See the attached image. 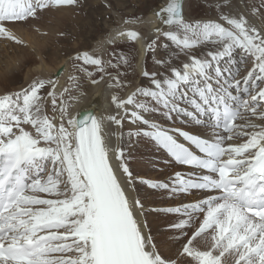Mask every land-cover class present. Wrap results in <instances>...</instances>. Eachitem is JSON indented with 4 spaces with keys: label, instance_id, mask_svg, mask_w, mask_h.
I'll return each mask as SVG.
<instances>
[{
    "label": "snow or ice",
    "instance_id": "1",
    "mask_svg": "<svg viewBox=\"0 0 264 264\" xmlns=\"http://www.w3.org/2000/svg\"><path fill=\"white\" fill-rule=\"evenodd\" d=\"M84 2L0 0V38L27 47L11 25L39 23L46 13L82 8ZM243 7L247 12L234 10L233 0H215V17L190 21L182 0H169L155 13L169 30L154 31L187 62L177 67L161 58L162 72L142 71L147 86L126 98L111 96L122 110L115 115H73L69 101L77 96L64 88L58 97L55 79L37 78L0 95V264H180L181 258L192 264H264V0H244ZM135 22L140 18L122 24ZM140 35L121 25L110 42ZM155 46L153 40L147 48ZM200 48L208 50L199 55ZM237 52L239 61L233 59ZM113 56L115 64L89 51L72 59L92 85L107 76L109 88L130 86L106 71L129 64L123 54ZM246 62L252 67L241 76ZM89 66L102 73L99 79ZM70 80L79 91L80 77ZM46 86L52 88V116L41 94ZM158 113L204 130L163 127L154 119ZM125 119L138 126L127 132L129 139L148 138L164 154L165 167L182 169L167 179L139 180L168 200L180 197L178 205L147 209L136 195L132 158L125 147L110 145L105 133L106 122L123 129ZM124 136L121 131L118 138ZM148 212L181 217L169 225L180 232L177 243L187 237L175 259L159 250L143 218ZM197 223L188 236L186 229Z\"/></svg>",
    "mask_w": 264,
    "mask_h": 264
},
{
    "label": "bare ground",
    "instance_id": "2",
    "mask_svg": "<svg viewBox=\"0 0 264 264\" xmlns=\"http://www.w3.org/2000/svg\"><path fill=\"white\" fill-rule=\"evenodd\" d=\"M85 2H87V0ZM191 2H193V4L195 3V5L197 7H199L200 4H202V3L206 4L207 7L205 6L206 8H204L206 10V12H208V10H212L213 16L216 15L215 11L212 9V4L215 3V0H185V2H184V15H185V18L187 20H190L189 19V16H190L189 15L190 14L189 9L192 6ZM248 3L259 4L260 0H248ZM233 5H234V10L247 12V9L243 7L244 0H233ZM156 8L153 11H151V13L146 18H144V19L140 18V22L129 23V24H122V21L124 19H127V18H123V16H121L116 11L114 12L115 15L117 16V20H118L117 22H119V24L111 27L110 32L105 34L104 36H102L97 41V43L93 49L86 50V51H89V52H91L97 56H100V54H101L102 57L105 58L104 57L106 55V51H105L106 49L105 48H107L108 43H112L115 45V44H120L123 42H133L135 45V48H136V61H135V65H134V73L135 74L133 75V77L130 76L128 79H125L124 83L128 84L130 82V86H125L123 88H115V87L109 88L108 83L110 81H109V78L106 76L104 82H101L97 85H92L89 82V83L85 84L83 87L81 86L79 91H76V90L72 91V95L77 96L76 100L69 101L70 112L73 115H75L76 112H78L80 109H82L84 107H90L93 102L96 103L94 105L95 106L94 107V113L97 116L104 115L105 117H107L110 115H115L117 111L122 112V110H118L115 108V105L111 101V96L112 95H118L121 98H126L140 84L139 77L142 76L141 75L142 71H144L146 69L145 64H146V59H147V55H148L147 45L149 44L148 37L150 35H155V36L159 35L158 33H156L154 31L155 28H158L160 26V23H159L160 20L155 15L156 10H157ZM88 9L65 8V9H62L60 11H54V13L48 18V23H50V24H47L46 21L39 22V23L32 21L29 24H19L18 23L15 25H11L13 30L16 31L18 35L22 36L26 40L28 47H21L19 45L14 44L13 42H10V41H7L3 38H0V93L4 95V94H7L8 89H11L10 90V92H11V91H18L19 90L18 88L28 87V85L33 81V79H35L37 77V74H38V76L41 75L40 78H42V76H44L43 78L47 77V79L48 78L52 79L51 75L53 76V74L60 67H63V72L61 73V75L58 78H55V80L57 81V84H56L57 96L59 97V94L63 92V89L68 88L67 77H68L69 72H70L69 71V65L68 64L62 65L61 61L59 63H58V61L53 62L52 58L48 59L45 55H44V57H42L41 56L42 53H40L39 50L42 49L45 51V46L48 45L49 40L51 39L54 41L51 43V46L53 47V53L58 54L57 52H61L62 48L61 49H59V48L62 46L59 44H56L55 42L56 41L58 42L60 37L70 39L71 38L70 35H72L66 31L63 32V30L65 29L64 26L66 27L67 22H70L72 25L71 28L76 27L78 29V27H80V24H82V21L83 20L86 21L87 16L90 17V15H89L90 10L88 11ZM78 10L81 12H86V13L88 12V15L81 17L82 14L80 15L79 13H77V12H79ZM85 21H83V24L85 23ZM254 22L259 23V20L257 19ZM121 25L124 29L138 31L141 34L140 38L136 41H132L127 36H124V37H117L114 42H110V35L115 36V30L118 28V26H121ZM37 27L39 28L38 32H43L44 31L43 29H45L48 31V35L36 36V34L33 33V31H31L30 28H33L35 30ZM60 33H64V35H60ZM65 33H67V34H65ZM115 42H118V43H115ZM32 46H34L37 49L36 52H37V56L39 57V59L37 58V60L39 62L37 60L33 59L32 57H29L30 56L29 50L34 49V47L32 48ZM204 49L205 48H200V49H197V51L198 50H204ZM102 50H104L105 52L104 53L100 52ZM178 55L186 58L183 54H180V52H178ZM202 55H203V53H202ZM234 55L239 56V53H235ZM233 58H234V60L239 61V57L233 56ZM186 60L187 59H185L184 61H182V60L181 61L185 62ZM178 61L179 60L175 61L174 66H176V63ZM23 63H24V66H26L25 72H24L25 77H24V81H22V83H20V81L22 79L21 72L24 71V69H22L19 72H18V69L22 68ZM181 63H179V65L177 67L181 66L180 65ZM251 67H252L251 62H248L246 64V69H243L244 71L242 70V72H245L244 74H246L247 70L251 69ZM93 69L91 71H93L95 74L94 78L99 79V76L97 74L96 69L95 68H93ZM109 69H110V67H108L106 71L111 72ZM121 78L122 77L120 76V79ZM121 81H122V79H121ZM147 81L149 82V80H147ZM65 98H67V94H66ZM49 100L51 101V98ZM49 104H50V106L46 107V110H47V114H50L49 116H52V115H54V113L51 112V109H52L51 108L52 107L51 102ZM159 115L162 116L163 113H159ZM182 118L183 117H180V121ZM156 121L159 122L160 124H161V122L165 123L167 127L170 126L171 128H175V127H173V125H174L176 127L182 128L183 130H192L195 132H201L204 130L202 127L196 126V125L192 124L191 122H189L188 120H185L184 118H183V124H179V125H176V120L172 121V123H169V121H164V122L161 120H156ZM254 122L260 123V121L256 120V119H254ZM136 127H138V126H136ZM123 128H125V127H123ZM123 130L124 129L118 128L117 126H115L112 123L106 122L105 133H106V135H108L110 137V139H109L110 145L123 146L122 140H124V139L118 138L119 133ZM138 140H139V137H132L131 138V141L133 144H136V143L138 144V142H139V144L136 145V147L139 146L140 152L142 151L140 148H143V150H144L143 153H146L147 152L146 150H148V147L145 145V142L147 140L143 139V141H145V142H142V143H141L142 139L140 141H138ZM125 141H126V139L123 142H125ZM134 142H136V143H134ZM234 142H239V141H234ZM125 145H128V144L126 143ZM123 147H125V146H123ZM135 149L133 148V150H135ZM130 150L131 149H129V151ZM130 152H132V150ZM158 152L162 153L159 149H158ZM136 154H134V155H136ZM140 154H137V155L141 156ZM131 155H132V153H131ZM139 156H138V158H140ZM110 158H111V153H110ZM142 158H144V154H143ZM112 162L115 164L114 159H112ZM161 165L163 166V164H161ZM130 166H131V164H130ZM134 167H136V166H134ZM139 167H137V168H139ZM139 170H144V169L141 168ZM178 170H182V169L178 166H175V171H178ZM139 180H140L139 178L136 179V183L134 185L135 193L142 200V202L145 205V208L150 209V207H148L150 205L153 206V208L156 205H160V206L164 205V203L166 201L165 202L159 201V200H161L159 198H164V199L166 198L163 195V193L162 192H156L155 194H150V192H149L150 189L148 187H143L141 185V183L139 182ZM190 199H191V197L189 198V200ZM180 202H181V200H178V203H180ZM185 202H187V201H185ZM168 203H173V200H170ZM166 204H167V202H166ZM168 205H171V204H168ZM154 215L155 214H153V212H148V213L143 215V218L147 221V228L151 232L152 236L154 237V241L158 244L159 250L164 255L172 256L175 259L176 253L180 249L181 244L179 245L174 240L173 241L168 240L171 237L172 232H169L170 228H165V227H167V225L170 224L169 222H171L172 219H175L174 215H170V214L162 215V213H158V214H156L157 216L155 218H153L155 220V222L152 220V216H154ZM174 232L175 231H173V233ZM189 232H191V230ZM156 236H157V238H155ZM174 242L178 244L175 248H171L172 246L170 248L167 247V244L174 243ZM198 246L202 247V245L199 244V242H198ZM180 264H192L191 258H181Z\"/></svg>",
    "mask_w": 264,
    "mask_h": 264
},
{
    "label": "rangeland",
    "instance_id": "3",
    "mask_svg": "<svg viewBox=\"0 0 264 264\" xmlns=\"http://www.w3.org/2000/svg\"><path fill=\"white\" fill-rule=\"evenodd\" d=\"M86 1V0H85ZM163 0H87V2H84L83 5V9H88V11L90 10V17H88V12H77L82 16H87L85 23L80 24V27H78V29L75 28H71L72 25L70 22H67L66 27L64 26V31L68 32L70 35V39L69 38H59L58 42L56 41V44L61 45L62 47H60L59 49H61V52H57L58 54H54L53 53V47L51 46V43L54 42L53 40H49V43L47 46H45V51L40 49L39 52L42 53V57H44V55L48 58L51 59L53 62L58 61V63L61 61L62 65L63 64H68L69 65V75L67 77V83H68V88L71 89L72 91H75L74 89H72V81L70 80V77L73 75H77L80 77V83L81 86L83 87L85 84L90 82V79L85 76L82 73H78L76 72V69L74 67V65H76L77 61H75L74 59H72L73 57H75L77 55V53L86 51V50H91L95 47L97 41L104 36L105 34L110 32V28L113 27L114 25L119 24V22H117V16L115 15V11L118 12L121 16H123V18H146L151 11H153ZM198 3V2H197ZM86 4V5H85ZM111 4V7H108L107 5ZM191 7L189 9V19L190 21H194L197 19H205V18H210V17H215L213 16V11L212 10H208V12H206V10L204 8L207 7L206 4L202 3L200 4L199 7H197L195 5V3L193 4V2H191ZM206 6V7H205ZM211 7V6H210ZM73 9V8H71ZM54 13V11L46 13L44 18L40 21H46L47 24L48 23V18ZM202 15V16H201ZM74 19V18H73ZM77 19V18H76ZM76 26V25H75ZM31 31H33V33L36 34V36H43L42 33L47 32L48 35V31L43 29V32H38L36 30H34L33 28H30ZM167 31V30H166ZM67 34V33H65ZM74 37V38H73ZM157 35H150L148 37L149 39V43L152 42L153 40L156 41V46H155V50L154 51H149L148 50V55H147V59H146V69L149 73L152 72H162L163 68L161 66L160 63H158V61L161 60V58H163L165 61H171L174 65L175 61L179 60L176 63V66L179 65V63H181L182 61H184L186 58H184L183 56L178 55V52H180L179 49H177L175 47V45H171V41L168 40L166 37L160 35L159 39H156ZM118 43V42H115ZM112 45V46H111ZM165 45H170V47H165ZM54 46V45H53ZM28 47V46H27ZM34 46H32L33 48ZM106 50V55L104 56L105 58L102 57V55L100 54V56L105 60H111L113 64L117 63L116 60V56H113V54H116L117 56L120 54H123L128 60H129V64L128 65H123L121 64L119 68H113L110 67V73L113 76H116L117 74H121L120 76L122 77V81L124 82L125 79H128L130 76L133 77L134 73V65H135V61H136V48L133 42H123L120 44H112V43H108L107 48H105ZM208 49H204V50H196L198 52L199 55H202V53L204 54ZM11 51V50H10ZM35 51V52H34ZM37 49L34 47V49L29 50V57H32L33 59L37 60V58L39 59V57L37 56ZM104 50L100 51L102 53L105 52ZM239 53V52H237ZM98 54V53H97ZM180 54H182L180 52ZM48 55V56H47ZM99 55V54H98ZM239 57L240 59V53L239 56L238 55H234ZM107 57V58H106ZM57 59V60H56ZM61 59V60H60ZM234 59V58H233ZM182 60V61H181ZM38 61V60H37ZM51 61V62H52ZM39 62V61H38ZM187 62V60L185 61ZM50 63V62H49ZM248 63V62H247ZM246 63V64H247ZM182 64V63H181ZM180 64V65H181ZM246 64L244 69H246ZM25 67L24 63L22 64V68L18 69V72L21 71L22 69H24V71L21 72L22 75V79L20 81V83H22V81H24V77H25ZM93 68H95L94 66H89V70L91 71ZM108 67H106L107 70ZM94 70V69H93ZM243 70V69H242ZM244 71V70H243ZM242 74H244L245 72H242ZM98 76L102 75V73L97 72ZM9 76V75H8ZM41 75L38 76L37 74V78H40ZM44 76H42L41 79H47V77L43 78ZM51 78L53 79V76L51 75ZM50 79V78H48ZM135 79V78H134ZM34 80V79H33ZM149 78H145L143 76L139 77V82L140 84L138 86H147L148 85V81ZM148 82V83H147ZM128 85V84H125ZM10 87V86H9ZM17 89V88H16ZM19 90H21L22 88H18ZM11 89H8V93H13V92H17V91H11ZM18 90V91H19ZM49 91H52V88L50 86H46L44 89L41 90V94L45 97V104L46 107L50 106V98L47 97V93ZM0 95H3L0 93ZM66 97V94H65ZM52 108V107H51ZM52 112V109H51ZM50 115V114H48ZM154 118L156 120H161V121H169L166 119V117L164 116V114L162 116L158 114L154 115ZM183 121V119L181 120V122ZM180 122V118L176 119V123ZM169 123H172V121H169ZM161 125L163 127H167L165 123L161 122ZM137 125H133L131 123H129L128 119H125L124 121V125L123 128L125 136H124V140L126 139L125 142H123L124 140H122V145L125 146L126 152L128 154H130L131 156V161H130V168L132 169L134 176L137 177V179H167L168 176H170L171 174H173V172L175 171V166H168V167H164V163L163 161L165 160V156L162 153L158 152V148L146 137H139V140L142 142L143 139H146L147 141L145 142V145L148 147V150H146V153H143L144 150L143 148H140L142 151L140 152L139 150V146L136 147V145L138 144L136 142V144H133L131 139H129L127 137V132L128 131H134L137 129L136 127ZM169 128H171L170 126H168ZM173 127H176L173 125ZM136 128V129H135ZM126 129V130H125ZM31 130V129H30ZM128 140V141H127ZM129 142V143H128ZM128 145H125V144ZM134 146H132L131 144ZM122 146V147H123ZM136 150H133V148ZM129 149L132 150V152L129 151ZM138 151V152H137ZM140 154L141 156L137 155ZM132 153V155H131ZM136 155H134V154ZM144 154V158L143 157ZM153 154V155H152ZM161 154V155H160ZM138 156L140 158H138ZM156 162V163H153ZM163 164V166L161 165ZM141 165V166H140ZM136 166V167H134ZM144 170H139L141 169L140 167ZM139 167V168H137ZM137 168V169H136ZM135 169V170H134ZM137 171V172H136ZM139 171V172H138ZM144 171V172H143ZM145 173V174H144ZM144 174V175H143ZM147 174V175H146ZM155 177V178H154ZM143 187H147L143 184H141ZM150 189V188H149ZM150 194H155L156 192L159 191H153L152 189L149 190ZM161 200H159L160 202H166L164 203V205L160 206V205H156L154 208H158V207H164V206H169L168 204L171 205H178V200H181L180 197H177L173 200V203H168L170 200L168 199H164V198H159ZM150 207V209H154L153 206H148ZM153 214H155L154 216H152V220L155 222V220L153 218H155L158 214L156 212H153ZM162 215H164L162 213ZM170 215H174L175 219H172L171 222H169L170 224L173 222H178L180 217L176 214H170ZM177 217V218H176ZM200 219L202 220V216L200 217ZM169 224V225H170ZM169 225H167V227L165 228H170ZM198 226L197 224H194L192 226L191 229H186V231L188 232V236H191L192 232L195 230V228ZM191 230V232H189ZM173 231H175L173 233ZM178 231V232H177ZM169 232L171 233V237L168 239L170 241H175L177 242L176 238L178 236H180V232L179 230H175V229H171L169 230ZM190 233V234H189ZM175 234V235H174ZM176 236V237H175ZM157 238V236L155 237ZM187 237H183L181 238V242H179L178 244H183L184 242H186ZM169 243L167 244V247H171V248H175L178 244L177 243ZM173 244V245H172ZM176 244V245H175ZM169 245V246H168Z\"/></svg>",
    "mask_w": 264,
    "mask_h": 264
},
{
    "label": "water",
    "instance_id": "4",
    "mask_svg": "<svg viewBox=\"0 0 264 264\" xmlns=\"http://www.w3.org/2000/svg\"><path fill=\"white\" fill-rule=\"evenodd\" d=\"M169 2V0H163L158 6H157V10H156V12H158L159 11V9L160 8H162V7H164L165 5H166V3H168ZM182 2H183V14H184V2H185V0H182ZM185 16V15H184ZM159 19V18H158ZM159 23H160V26L159 27H163V29L164 30H168V27L167 26H163L162 24H161V21H159ZM63 72V67H60L54 74H53V78L55 79V78H58L60 75H61V73ZM96 103L95 102H93L92 104H91V106L90 107H84V108H82V109H80L78 112H76V114L75 115H78V114H80V115H82V114H85L86 112H93L94 113V105H95Z\"/></svg>",
    "mask_w": 264,
    "mask_h": 264
}]
</instances>
